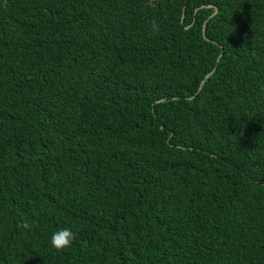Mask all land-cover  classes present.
<instances>
[{
  "label": "trees",
  "instance_id": "16d2710c",
  "mask_svg": "<svg viewBox=\"0 0 264 264\" xmlns=\"http://www.w3.org/2000/svg\"><path fill=\"white\" fill-rule=\"evenodd\" d=\"M0 264H264V0H0Z\"/></svg>",
  "mask_w": 264,
  "mask_h": 264
},
{
  "label": "clouds",
  "instance_id": "9594fccd",
  "mask_svg": "<svg viewBox=\"0 0 264 264\" xmlns=\"http://www.w3.org/2000/svg\"><path fill=\"white\" fill-rule=\"evenodd\" d=\"M75 233L71 227H61L52 232L49 243L55 250H64L70 247L74 241Z\"/></svg>",
  "mask_w": 264,
  "mask_h": 264
},
{
  "label": "water",
  "instance_id": "95a60500",
  "mask_svg": "<svg viewBox=\"0 0 264 264\" xmlns=\"http://www.w3.org/2000/svg\"><path fill=\"white\" fill-rule=\"evenodd\" d=\"M215 10H216V9H215ZM211 72H212V71H211ZM211 72H210V73H211ZM210 73H209V74H210Z\"/></svg>",
  "mask_w": 264,
  "mask_h": 264
}]
</instances>
